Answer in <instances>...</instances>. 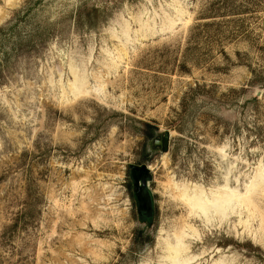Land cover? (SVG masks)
<instances>
[{
    "label": "rangeland",
    "instance_id": "374dc122",
    "mask_svg": "<svg viewBox=\"0 0 264 264\" xmlns=\"http://www.w3.org/2000/svg\"><path fill=\"white\" fill-rule=\"evenodd\" d=\"M0 264H264V0H0Z\"/></svg>",
    "mask_w": 264,
    "mask_h": 264
},
{
    "label": "water",
    "instance_id": "95a60500",
    "mask_svg": "<svg viewBox=\"0 0 264 264\" xmlns=\"http://www.w3.org/2000/svg\"><path fill=\"white\" fill-rule=\"evenodd\" d=\"M257 95H259V92L257 93ZM168 137H169V135H168V133H166V134H165V138H164L165 143H167ZM141 170H143V168H142ZM145 184H146L145 181H142V186H143V187L146 186Z\"/></svg>",
    "mask_w": 264,
    "mask_h": 264
}]
</instances>
